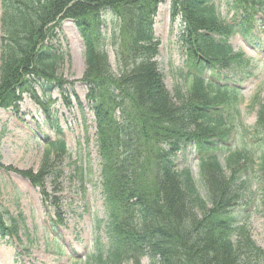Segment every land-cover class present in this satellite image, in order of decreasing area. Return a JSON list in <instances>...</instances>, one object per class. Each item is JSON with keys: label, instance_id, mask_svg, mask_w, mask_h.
Returning <instances> with one entry per match:
<instances>
[{"label": "trees", "instance_id": "16d2710c", "mask_svg": "<svg viewBox=\"0 0 264 264\" xmlns=\"http://www.w3.org/2000/svg\"><path fill=\"white\" fill-rule=\"evenodd\" d=\"M165 1L170 20L181 19L179 38L196 73L187 92L177 93L176 102L165 91L154 62L158 43L153 18ZM223 1L234 12L228 25L215 15L213 0H2L0 110L16 113L27 97L45 108L50 119L44 105L53 93L70 108L73 102L81 105L76 84L85 89L95 124L109 234L107 248L97 244L96 255L88 261L140 264L146 258L148 264H264V252L253 242L240 209L250 184L226 177L217 157L206 153L222 149L226 126L213 115L227 94L236 93L216 85L219 76L226 69L244 70L238 69L244 53L234 52L228 39L238 35L259 48L256 36L264 26V0ZM107 17L121 25L114 45L115 73L105 52ZM62 22L72 23L82 42L86 69L79 80L66 81L56 73ZM255 128V156L264 166V109ZM3 135L4 131L0 139ZM50 146L57 147L56 158L65 152L61 141ZM185 153L198 159L197 183L204 182V197L188 167L177 170L174 159ZM44 161L36 173H16L38 188L58 227L59 206L50 201L54 198L49 200L45 185H55L60 172L52 169L54 162L47 155ZM244 162L252 165L253 155L227 150L224 164L231 174ZM6 216L0 204L1 240L16 235L14 226L4 221ZM57 240L54 237V246Z\"/></svg>", "mask_w": 264, "mask_h": 264}, {"label": "rangeland", "instance_id": "374dc122", "mask_svg": "<svg viewBox=\"0 0 264 264\" xmlns=\"http://www.w3.org/2000/svg\"><path fill=\"white\" fill-rule=\"evenodd\" d=\"M213 4L215 15L228 25L234 12L224 5L223 0H213ZM157 8L152 26L158 43L154 62L163 77L165 91L176 102L177 93L185 94L196 74L194 61L187 58L179 38L183 29L181 19L172 22L169 18V1ZM105 21L107 63L115 73L114 45H118L121 25L112 17ZM61 29L63 38H60L56 73L66 81L79 80L86 69L82 42L72 23L62 22ZM260 29L256 36L257 50L238 35H230L228 39V46L236 53H244V59L249 62L240 59L238 69H244L241 73L226 69L219 76L216 85L226 86L236 93L235 96L227 94L213 115L222 118L226 126L220 144L222 149L206 153L217 157L226 177L250 184L240 209H243L253 242L264 252V166H260L259 156H255L257 145L253 144L258 115L264 109V26ZM75 93L81 105L73 102L70 108H66L53 93L50 102L44 105L49 110L50 119L45 117L48 115L45 108L27 97L23 98L16 113L0 110V133L4 131L0 139V204L7 212L4 221L16 230L14 238L0 239V264H95L88 261L96 255L95 246L107 248V213L100 187V159L93 136L95 124L85 102L84 87L76 84ZM53 119H56L57 126L52 125ZM60 141L64 143L65 152L56 158L58 149L50 145ZM227 150L253 155L254 163H240L235 168L238 171L231 174V169L228 171L224 164ZM46 155L54 162L52 169L60 172L55 185H45L49 200L54 198L50 201L59 206L61 223L58 227L53 209L42 201L38 188L16 173L38 172ZM174 161L178 171L188 167L194 181L199 182L201 168L197 157L185 153L176 156ZM197 186L204 197V182L197 183ZM54 237H58L56 246ZM140 264H148V260L142 259Z\"/></svg>", "mask_w": 264, "mask_h": 264}]
</instances>
